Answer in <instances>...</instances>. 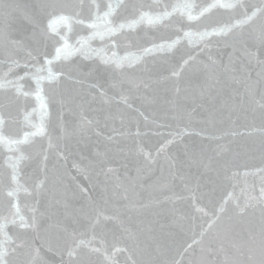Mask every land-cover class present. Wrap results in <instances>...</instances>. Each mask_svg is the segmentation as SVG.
<instances>
[{
    "label": "water",
    "instance_id": "water-1",
    "mask_svg": "<svg viewBox=\"0 0 264 264\" xmlns=\"http://www.w3.org/2000/svg\"><path fill=\"white\" fill-rule=\"evenodd\" d=\"M0 264H264V0H0Z\"/></svg>",
    "mask_w": 264,
    "mask_h": 264
}]
</instances>
